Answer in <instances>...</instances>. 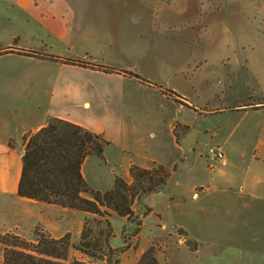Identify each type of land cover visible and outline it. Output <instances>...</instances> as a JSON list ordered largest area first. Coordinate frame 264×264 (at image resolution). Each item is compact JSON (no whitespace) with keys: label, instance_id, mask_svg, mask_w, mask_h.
Returning a JSON list of instances; mask_svg holds the SVG:
<instances>
[{"label":"crops","instance_id":"crops-1","mask_svg":"<svg viewBox=\"0 0 264 264\" xmlns=\"http://www.w3.org/2000/svg\"><path fill=\"white\" fill-rule=\"evenodd\" d=\"M195 43L201 54L215 45L262 49L250 57L264 60V0H0V233L11 231L33 240L35 227L40 224L53 236L61 237L80 230L85 218L93 217L17 194L24 153L22 136L51 119L82 124L110 141L104 160L89 155L81 165L83 176L97 189L104 187L95 183L98 175L90 172L95 162H107L116 154L125 167L120 171L111 167L113 179L120 173L130 181L131 163L150 167L169 145L182 146L191 125L178 121L168 107L176 111L185 105L163 89L176 91L189 108L196 110L194 100L199 98L192 87L180 89L168 83L174 76L188 79L185 74L179 76L177 62L190 56L188 45ZM21 49L59 59L16 51ZM62 59L106 65L114 71ZM146 64L168 76L146 74ZM222 76L244 75L228 70ZM253 76L264 81V72ZM21 100H26V109L19 110ZM8 106L16 108L10 112ZM208 109L204 107L203 115H211ZM230 109L232 113L256 111L260 113L257 117L264 119V99ZM83 116L96 122L88 125V118ZM176 123L188 126L179 144L173 133ZM222 126H217L219 132ZM163 127L166 138L160 137ZM235 129L233 125L227 131ZM254 130H258V138L252 142L248 159H229L224 145L230 133L218 138L215 144L225 153V163L215 166L218 170L221 167L219 181L208 179L207 184L196 182L194 186L203 190L218 187L228 194V201L218 202L223 221L230 222L225 214L243 216L232 222L233 228L242 243H257V249L253 252L251 247L245 256L249 253L257 259L256 264H264V124ZM144 134L154 140L152 147L132 149V140ZM133 209L137 213L134 205ZM2 257L0 242V262Z\"/></svg>","mask_w":264,"mask_h":264},{"label":"rangeland","instance_id":"rangeland-1","mask_svg":"<svg viewBox=\"0 0 264 264\" xmlns=\"http://www.w3.org/2000/svg\"><path fill=\"white\" fill-rule=\"evenodd\" d=\"M188 48L191 51L190 56L177 62V68L181 71L179 76L185 74L189 76L188 79L174 76L168 80V83L180 89L192 87L199 98L194 100L197 108L195 110L187 106H179L176 111L169 107L168 110L174 113L172 115H176L178 121L191 125V130L188 133L187 130L186 135L183 134L185 136L182 146L169 145L167 150L163 149L157 156L158 162L169 169L177 163V169L171 171L168 181L156 191L144 194L134 201L133 205L137 212L134 219L120 215H115L111 219L112 213H115L113 211L110 215L88 212L93 216L85 218L88 226L92 228L89 238H94L100 248L98 252L101 257L91 258L74 247L80 241L82 226L80 230L71 232L70 241L73 247L70 248V258H85L95 264H114L117 258L121 264H138L140 255L147 248L153 247L157 259L162 264H256L258 262L249 253L245 256L251 247L253 252L257 249V243H242L232 225V222L241 220L243 216L239 218L238 215L234 217V213L225 214L230 222L223 221V211L219 209L218 202L224 204L226 199L228 201V194L218 187L203 190L194 184L196 182L207 184L208 179L210 182L219 181L218 174L221 173V167L218 170L211 163L207 151L218 138L227 136L230 133L227 128L233 125L236 129L226 138L224 145L227 156L231 160L241 156L242 159L250 158L252 142L258 138V133L256 134L258 130L255 132L254 129L260 128L264 124V119L258 118L260 113L256 111L232 113L230 107H239L264 99V81L260 76H253L264 72V60L250 57V54L260 53L262 49H252L249 46L227 49L215 45L201 54L196 43L193 47L188 45ZM178 50L182 51L180 44ZM144 70L150 76H168L158 73L147 64L144 65ZM228 70L244 76H222V72ZM191 74H194V77L191 78ZM20 102L18 108L22 110L27 106V102L26 100ZM13 105L12 100L11 106ZM204 107L209 108L208 112L211 115L207 113L203 115ZM15 108L8 106L10 112ZM83 117L88 118L89 121L85 122L88 125L92 126L96 122L92 117ZM183 125L176 126L179 134L184 129ZM218 125L225 126V131L222 126L219 132ZM159 133L160 137L166 138L167 130L164 127ZM153 142L154 140L145 134L137 136L132 140V149L150 148ZM116 156L113 154L107 162L99 160L98 164L95 162L91 165L92 170L89 171L98 175L95 183L104 187L100 190L112 186L111 167H116L118 171L125 167L123 160ZM123 226L124 231H122ZM179 227L187 230L190 233L188 237L198 242L195 252L190 251L185 245L187 235L179 233L177 230Z\"/></svg>","mask_w":264,"mask_h":264},{"label":"trees","instance_id":"trees-1","mask_svg":"<svg viewBox=\"0 0 264 264\" xmlns=\"http://www.w3.org/2000/svg\"><path fill=\"white\" fill-rule=\"evenodd\" d=\"M16 51L25 55L59 59L56 56L34 50ZM62 61L114 71L113 67L106 65L70 59H62ZM130 74L146 82V79L138 74L133 72ZM163 91L178 103L191 107L179 98L176 91L172 89H163ZM178 125L181 124L174 125L173 133L179 144L188 126L182 124L184 129L179 134L176 131ZM22 140L24 153L17 194L21 197L83 212L110 215L113 211L120 216L134 219L136 217L132 207L134 201L144 194L156 191L168 181L171 171L177 169V163L171 169L158 162H153L150 167L131 163L128 167L130 181L115 174L112 187L100 190L89 185L82 174L81 165L89 155L105 159V148L110 141L101 133L67 119L54 118L34 132H25ZM84 194H88L89 197ZM177 230L186 235L184 228L179 227ZM122 231H124V226ZM91 232L92 228L85 220L80 241L74 247L91 258H100L101 254L98 252L100 248L94 238H89ZM35 235L36 238L30 240L11 231L0 233V242L3 244V257L0 264H95L85 258H70V248L73 247L70 241L71 232L55 237L37 224ZM184 243L190 250H196L198 245L197 241L187 237ZM114 264L121 263L116 258ZM138 264L162 263L157 259L154 248L149 247L140 255Z\"/></svg>","mask_w":264,"mask_h":264},{"label":"built area","instance_id":"built-area-1","mask_svg":"<svg viewBox=\"0 0 264 264\" xmlns=\"http://www.w3.org/2000/svg\"><path fill=\"white\" fill-rule=\"evenodd\" d=\"M207 156L215 166L223 165L225 163V153L223 148L219 145H210L207 151Z\"/></svg>","mask_w":264,"mask_h":264}]
</instances>
